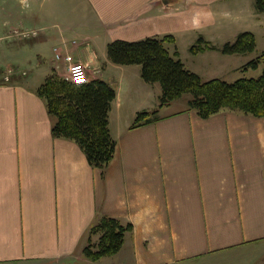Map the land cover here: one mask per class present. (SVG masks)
I'll return each instance as SVG.
<instances>
[{"label":"crops","instance_id":"0c3cea01","mask_svg":"<svg viewBox=\"0 0 264 264\" xmlns=\"http://www.w3.org/2000/svg\"><path fill=\"white\" fill-rule=\"evenodd\" d=\"M253 1L61 0L15 11L16 23L39 29V57L31 75L15 58L8 81L0 68V264H264V116L221 109L203 118L171 102L155 121L130 127L137 112L157 108L161 87L141 78L139 64L106 53L115 39L171 34L168 49L198 75L214 62L250 58L189 48L199 37L218 48L253 32ZM54 46L72 60L77 48L88 80L115 89V153L103 169L73 139L51 133L56 118L37 89L57 63ZM102 216L132 229L119 251L93 260L83 248L98 239L89 230Z\"/></svg>","mask_w":264,"mask_h":264},{"label":"trees","instance_id":"16d2710c","mask_svg":"<svg viewBox=\"0 0 264 264\" xmlns=\"http://www.w3.org/2000/svg\"><path fill=\"white\" fill-rule=\"evenodd\" d=\"M258 12L264 13V0H254ZM175 38L171 34L128 41L115 39L107 43L108 59L116 64H139L141 78L147 83H159L161 94L157 108L136 113L130 127L151 123L159 118L158 108L170 104L183 94H190L187 107L205 118L221 109L239 111L254 116H264V67L258 77L238 78L232 82L220 78L202 80L185 67L179 58ZM256 38L252 31H242L232 42L220 48L199 37L190 46L192 53L204 49H218L221 53L240 54L252 52ZM264 62V50L249 59L241 68H256ZM55 116L51 133L55 137L73 139L83 150L87 161L103 169L115 153L116 141L109 130V110L115 98V89L105 80L95 78L80 83L59 77L54 71L45 77L37 89ZM131 223L102 216L90 228L91 235L98 234L96 242L89 240L83 253L90 259L115 254L121 248L125 233Z\"/></svg>","mask_w":264,"mask_h":264},{"label":"rangeland","instance_id":"374dc122","mask_svg":"<svg viewBox=\"0 0 264 264\" xmlns=\"http://www.w3.org/2000/svg\"><path fill=\"white\" fill-rule=\"evenodd\" d=\"M60 1L61 0H0V62H5V64L0 65L1 69L6 70V64H8L10 67H13L11 64L14 63L13 61L15 58L17 61H24L23 65L21 66V69H24L29 75H31L35 70V66L39 57L37 47L32 42L36 38V36H38L39 32L37 35L31 37L18 36L17 33H15V29L18 31L23 29H31L34 27H31L28 24L16 23L15 11L17 13L18 10H21L24 14H26L28 10L34 7L38 8L40 6L41 8H45L50 5L59 4ZM63 1L66 2V0H62V4ZM227 20L231 22L235 19L233 15H230ZM242 21L245 24H249L247 16H244ZM249 26H252L253 33L256 37L255 48L251 52V54H249L250 58L242 55L243 57L238 58L231 57L230 61L227 64L225 63L217 66L219 62L218 61L217 63L214 62V65L212 64L210 66L202 67L201 65V76H199L202 80L220 78L225 81L232 82L238 78L258 77L260 75L264 67L263 61L256 68L242 69L241 66L246 63L249 59L259 55L264 50V13L260 12L259 18L255 20L254 24L250 23ZM223 44H221L219 48ZM96 47L98 49L105 48V46L102 45H97ZM70 52L71 55L74 56L73 61H77L75 59V57H77V48L71 49ZM248 53L249 52H247V54ZM45 57L46 62L50 64L53 58L52 55L49 54L48 50H45ZM56 62L57 63L55 64L53 71L59 77L66 79L67 71L65 69L64 64L62 65V62H64V60H57ZM15 70L17 71V68H15ZM189 97L190 94H183L178 99L172 101L170 109L176 108L178 106L180 107L184 104L187 105V100L189 99Z\"/></svg>","mask_w":264,"mask_h":264},{"label":"built area","instance_id":"2783aa9c","mask_svg":"<svg viewBox=\"0 0 264 264\" xmlns=\"http://www.w3.org/2000/svg\"><path fill=\"white\" fill-rule=\"evenodd\" d=\"M39 32V29L31 28V29H23V30H16L15 33H17L18 36H35ZM54 52V58L55 60H59L62 58L61 51L59 50V47L54 46L53 48ZM63 60L65 62L64 66L66 69V79L74 82V83H80L88 80L87 78V69L86 66L77 61H73L71 56L69 54H66L63 56ZM15 72V69L13 67H9L6 69L4 73V80L8 81L10 79V76Z\"/></svg>","mask_w":264,"mask_h":264}]
</instances>
